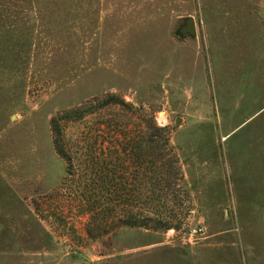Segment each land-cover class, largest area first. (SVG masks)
<instances>
[{"label": "rangeland", "instance_id": "374dc122", "mask_svg": "<svg viewBox=\"0 0 264 264\" xmlns=\"http://www.w3.org/2000/svg\"><path fill=\"white\" fill-rule=\"evenodd\" d=\"M263 13L264 0H0V264H264ZM109 94L125 106L61 120L66 176L50 117ZM142 115L166 127L189 210L88 236L73 182L95 145L105 172L115 130Z\"/></svg>", "mask_w": 264, "mask_h": 264}, {"label": "trees", "instance_id": "16d2710c", "mask_svg": "<svg viewBox=\"0 0 264 264\" xmlns=\"http://www.w3.org/2000/svg\"><path fill=\"white\" fill-rule=\"evenodd\" d=\"M110 103L125 106L122 99L109 94L97 101L92 98L62 109L50 117L53 148L67 161L66 176L73 175L75 170L70 156L60 144L61 120L78 119L94 108ZM142 118V123L136 124L130 135L118 137V129L115 130L113 136L117 145L112 153L117 160L111 158L104 162V167L110 165L105 172L99 156L101 149L95 145L86 153L89 163L87 160L84 179L78 176L73 182V192L88 217L85 228L88 236L95 237L123 225L150 229L175 227L189 210L180 165L166 127L155 124L151 115H142ZM91 135L96 143L100 134L92 132Z\"/></svg>", "mask_w": 264, "mask_h": 264}, {"label": "water", "instance_id": "95a60500", "mask_svg": "<svg viewBox=\"0 0 264 264\" xmlns=\"http://www.w3.org/2000/svg\"><path fill=\"white\" fill-rule=\"evenodd\" d=\"M264 16V13H263ZM182 31H187L189 33H193L194 32V23L192 21L191 18H188L185 21V24L180 28Z\"/></svg>", "mask_w": 264, "mask_h": 264}, {"label": "built area", "instance_id": "2783aa9c", "mask_svg": "<svg viewBox=\"0 0 264 264\" xmlns=\"http://www.w3.org/2000/svg\"><path fill=\"white\" fill-rule=\"evenodd\" d=\"M198 230L197 227H191L189 230H188V234L189 235H193L196 233V231Z\"/></svg>", "mask_w": 264, "mask_h": 264}]
</instances>
